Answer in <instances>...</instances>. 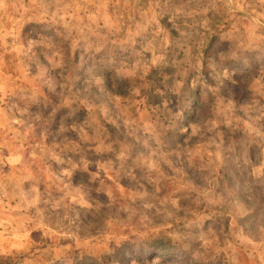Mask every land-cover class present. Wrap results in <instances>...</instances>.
Segmentation results:
<instances>
[{
  "label": "rangeland",
  "instance_id": "1",
  "mask_svg": "<svg viewBox=\"0 0 264 264\" xmlns=\"http://www.w3.org/2000/svg\"><path fill=\"white\" fill-rule=\"evenodd\" d=\"M0 264H264V0H0Z\"/></svg>",
  "mask_w": 264,
  "mask_h": 264
}]
</instances>
